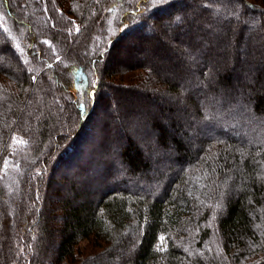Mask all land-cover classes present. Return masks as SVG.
I'll list each match as a JSON object with an SVG mask.
<instances>
[{
    "label": "trees",
    "instance_id": "1",
    "mask_svg": "<svg viewBox=\"0 0 264 264\" xmlns=\"http://www.w3.org/2000/svg\"><path fill=\"white\" fill-rule=\"evenodd\" d=\"M111 1L0 0V264H264V0Z\"/></svg>",
    "mask_w": 264,
    "mask_h": 264
},
{
    "label": "rangeland",
    "instance_id": "2",
    "mask_svg": "<svg viewBox=\"0 0 264 264\" xmlns=\"http://www.w3.org/2000/svg\"><path fill=\"white\" fill-rule=\"evenodd\" d=\"M138 1L139 0H112L111 1L110 5H109L110 8L108 7L109 8L108 14H107V12L105 14V18H104V22H103L104 27L102 28L103 31H99V34L101 35V41H100V37L97 38L96 43L94 45V54H96L98 52V50L102 46L105 45L106 41H108L109 38L116 36L118 34V32L121 31V29H120L122 26L121 18L125 13H127V11L125 12V10L127 9L128 6L130 7L132 4L134 5ZM122 12H123V14H122ZM201 35H205V33H202ZM168 42H170V41H168ZM181 49L183 50V47H181ZM90 51H91V48H90ZM114 53H116V52H114ZM249 55L250 54L248 53V56ZM177 57H178V59L173 58V60L170 58L167 59V58H160V57H152L151 61H152L153 66H158L157 68H158L159 72H162V75L165 78L167 77L166 79H168L170 82H174L176 85H182L183 84L184 86H188L190 88V92H193L194 95H196L197 97H199L201 99L203 97V95H201V92L199 91L200 90L198 88L199 86L191 84L192 79H194L193 78L194 72L191 73L190 76L183 77V76H185L184 71H182L180 69V66L178 67V63L180 61L185 62V61H187V59L185 58V56H177ZM119 69H121V67ZM194 71H197L196 67H195ZM175 76H177V77H175ZM190 92H188V90H187V95H186V93H184V94H182V96H179L178 98H174V100H170V101L161 103L164 106L168 104L170 107H172L171 117L174 120H176L177 123H179V125L186 126V124L188 123V117L183 115V111L185 110L184 105L187 106V104H188V101H189L188 97H190L188 94ZM100 94H101V92H100ZM177 103H179L180 105ZM178 105L180 106L179 109L177 108ZM101 108H105V107L101 106L99 108V110H101ZM120 112H122L121 109H120ZM94 121H95V118L93 117L90 124H93ZM187 130H188V132H190V135H191L190 138L187 140L188 142H193V140L200 138L198 133L195 131V129L190 130L187 128ZM184 133L186 134L185 131H184ZM95 136H97V134H95ZM177 137H182V136H181V134H179L177 132ZM92 140L94 143L95 139H92ZM92 140H91L90 136L82 137L78 143V147L76 148V151L80 150L79 152H82V153L85 152V150L87 151L86 147L91 144ZM143 143H146L149 146V153H150V146H151L150 145L151 144L150 136L148 138H145V136H144L143 137ZM148 155H150V154H148ZM79 156H81V154ZM68 161H69V158L64 159V163H66ZM67 169L69 171L70 169H72V167L68 166L64 170H67ZM53 179L55 180L58 178L55 177V178H52L51 180H53ZM57 190L58 189H57L56 185H53L49 189V196L51 198L50 199L51 203H54V204L56 203V199H54L55 197H53V196L57 195L56 194ZM13 197H15V194L12 195V197L10 198L11 200L14 201ZM5 201L7 202L8 200H5ZM6 202H5V204H6ZM57 208H58V206L55 207V209H57ZM9 212L6 213L7 214L6 216L9 218V224L13 225L12 218L14 219V221H16L18 215L17 216H11ZM15 212L17 213L16 210H14V213ZM0 241H1V239H0ZM127 255L128 254H125L123 257H127Z\"/></svg>",
    "mask_w": 264,
    "mask_h": 264
},
{
    "label": "snow or ice",
    "instance_id": "3",
    "mask_svg": "<svg viewBox=\"0 0 264 264\" xmlns=\"http://www.w3.org/2000/svg\"><path fill=\"white\" fill-rule=\"evenodd\" d=\"M168 0H152V4L155 5H160V4H164L167 3Z\"/></svg>",
    "mask_w": 264,
    "mask_h": 264
}]
</instances>
